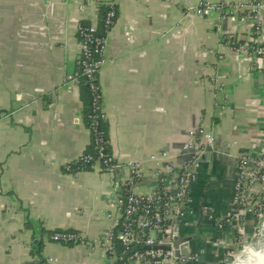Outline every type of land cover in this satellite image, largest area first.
Wrapping results in <instances>:
<instances>
[{"label":"crops","instance_id":"0c3cea01","mask_svg":"<svg viewBox=\"0 0 264 264\" xmlns=\"http://www.w3.org/2000/svg\"><path fill=\"white\" fill-rule=\"evenodd\" d=\"M107 2L0 0V264H108L98 241L111 225L114 178L64 168L91 142L81 87L66 80L77 71V27L98 23ZM113 2L99 73L111 153L124 163L167 151L182 164L190 133L210 131L213 161H202L190 187L194 216L184 233L197 237L189 248L196 262L187 264H223L238 222L219 218L230 208L238 155L264 149V57L224 43H247L251 26L243 14L187 13L180 0ZM262 16L256 40L264 47ZM254 224L244 217L243 231ZM54 230L83 240L53 242Z\"/></svg>","mask_w":264,"mask_h":264},{"label":"built area","instance_id":"2783aa9c","mask_svg":"<svg viewBox=\"0 0 264 264\" xmlns=\"http://www.w3.org/2000/svg\"><path fill=\"white\" fill-rule=\"evenodd\" d=\"M184 3L187 13L206 17L214 11H226L230 16L243 14L251 26V37L247 43L236 46L231 38L226 43L236 52L249 51L253 44L251 55L255 61L264 57L262 47L255 34L263 22L264 4L253 1L249 4L240 2L229 3L221 1L214 3L201 0L196 4L190 0H180ZM106 10L100 16L99 22L90 25L80 23L77 34L81 46L77 60V71L68 75L67 82L79 84L80 77L86 76L94 93V105L102 113L103 103L101 87L96 83L99 73L106 63V48L108 34L117 19V8L113 0H108ZM80 11L84 7L80 6ZM101 21V24H100ZM96 124V123H95ZM96 134V130L93 131ZM95 144L102 143L99 137L93 139ZM216 143L215 136L204 127L194 129L181 150L182 164H178L167 151L151 154L146 160L119 162L112 153L100 148L98 156L89 152L83 153L75 160L65 165L67 173H79L90 169L109 174L114 178L111 206L108 213L111 225L105 235L98 241L102 246L108 264H187L196 262V257L187 253L176 255L177 242L174 240L175 228L182 224H190L194 216V206L190 187L198 178V169L202 156L207 149ZM146 185L148 190L143 191ZM234 192L230 208L222 215L220 222H240L250 215L258 219L264 218V149L258 155H238V171L234 181ZM258 225V224H257ZM256 225V226H257ZM254 226L255 229L257 227ZM51 240L69 245L82 242L83 237L78 232L59 231L52 234ZM55 259L48 258L42 264H54Z\"/></svg>","mask_w":264,"mask_h":264},{"label":"trees","instance_id":"16d2710c","mask_svg":"<svg viewBox=\"0 0 264 264\" xmlns=\"http://www.w3.org/2000/svg\"><path fill=\"white\" fill-rule=\"evenodd\" d=\"M100 16L103 15V12L106 10L105 6H102L100 8ZM84 25H90L89 22H83ZM92 24V23H91ZM101 24V21H100ZM258 32L257 29H255V34L253 35L255 38L258 37ZM236 38H234L233 41H235ZM236 46H239L240 44H243V40H236ZM251 47L249 48V51H253V44H250ZM98 84L100 87V81L99 78L98 80H95V84ZM81 87L82 90V98H83V103H84V110H83V116H84V121L91 133V142L89 145V148L86 152H89L93 156H98L100 152V148L104 147L105 152L110 153L111 148H110V143H109V136H108V124L106 117L102 116V113L96 108L94 105V93L91 89V83L89 82L88 78L86 76L80 77V82L78 84ZM101 89L99 90L100 93ZM101 94V93H100ZM100 102L102 103V98L100 99ZM96 123V124H95ZM96 130V134L93 132ZM95 137H99L102 141L100 144H95L93 142V139ZM91 170V169H90ZM258 224V219H255V224L256 226ZM240 228L242 229L243 227V222H240ZM240 230V229H239ZM239 230L235 232V239L238 241V238L240 236ZM59 231H71V230H54V231H49L50 236H52L53 233L59 232ZM75 232V231H73ZM69 245H74V244H69ZM114 264H121V262H116Z\"/></svg>","mask_w":264,"mask_h":264},{"label":"rangeland","instance_id":"374dc122","mask_svg":"<svg viewBox=\"0 0 264 264\" xmlns=\"http://www.w3.org/2000/svg\"><path fill=\"white\" fill-rule=\"evenodd\" d=\"M261 225L262 220L256 226L257 229H255L254 226H251L246 233L243 231V229L239 230L238 226L234 229V231L239 230V234L240 232L241 234L238 238V241L235 239V242L230 244L231 247L229 249V254L227 255V259L223 264H234L237 259L243 255L244 250L248 246H251L254 249L260 248V243L262 242Z\"/></svg>","mask_w":264,"mask_h":264},{"label":"water","instance_id":"95a60500","mask_svg":"<svg viewBox=\"0 0 264 264\" xmlns=\"http://www.w3.org/2000/svg\"><path fill=\"white\" fill-rule=\"evenodd\" d=\"M213 146L207 149V153L204 154L201 158L202 161H207L209 160L210 162L213 161ZM184 226L182 224H179L175 228V235H174V240L177 242L178 245V250L176 252L177 256H180L181 253H187L189 254V248H190V242L194 240V237L185 232L184 233ZM261 237H262V242H264V218L262 220V225H261Z\"/></svg>","mask_w":264,"mask_h":264},{"label":"bare ground","instance_id":"6f19581e","mask_svg":"<svg viewBox=\"0 0 264 264\" xmlns=\"http://www.w3.org/2000/svg\"><path fill=\"white\" fill-rule=\"evenodd\" d=\"M234 264H264V242L260 243L258 249L246 247L243 255Z\"/></svg>","mask_w":264,"mask_h":264},{"label":"flooded vegetation","instance_id":"af4514ba","mask_svg":"<svg viewBox=\"0 0 264 264\" xmlns=\"http://www.w3.org/2000/svg\"><path fill=\"white\" fill-rule=\"evenodd\" d=\"M190 233H191V235H192L193 237H195L196 234H197V231H196V230H192ZM196 237H197V236H196Z\"/></svg>","mask_w":264,"mask_h":264}]
</instances>
